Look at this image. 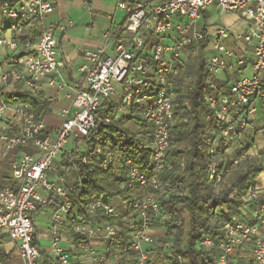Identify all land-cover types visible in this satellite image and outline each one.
<instances>
[{"label":"built area","instance_id":"1","mask_svg":"<svg viewBox=\"0 0 264 264\" xmlns=\"http://www.w3.org/2000/svg\"><path fill=\"white\" fill-rule=\"evenodd\" d=\"M210 6L244 18L246 28L234 41L238 52L223 44L230 37L229 29L202 26L203 12ZM54 8V0H0V162L11 157L8 182L0 185V240L6 237L13 243L22 264H72L76 251L87 256L89 264H116L126 254L133 256V264H154L151 249L157 237L148 217L167 223L170 215L160 207L159 198L188 194L182 184L166 187L161 180L162 173L175 167L167 155L172 146L169 129L175 126L173 82L178 69L205 45L203 54L214 52L203 59L211 78L226 69L251 70L225 90L203 97L215 130L206 137L209 163L202 179L210 188H217L228 171L224 164L232 145L264 109V0H116L122 21L116 24L110 17L102 32V47L83 53L79 88L64 77L58 46L71 25L47 20ZM35 24L40 32L30 40L28 31ZM18 93L47 102L59 126L49 128L36 120L32 104L3 100L4 95ZM105 101L114 107L105 124L135 116L150 128L152 167L144 174L128 159L119 190H137L138 197L124 202L92 197L86 209L89 220L84 222L73 214L56 171L70 154L83 165L109 169L113 157L107 146L112 135L91 136L94 113ZM60 102L66 106L58 107ZM184 107L189 110L187 102ZM259 131L264 140V115ZM246 157L243 153L232 158V167ZM179 168L184 169V161ZM229 197H237L239 208L224 204L215 209L220 220L200 234L194 245V251L203 255L199 264H264V193L249 186ZM52 201L58 204L51 210L48 224L52 260L44 261L33 243V216ZM103 216L120 218L124 237L120 228L101 223ZM66 228L78 237L69 248L63 246ZM94 243L102 247L96 249ZM176 249L174 240L165 238L163 252L168 255ZM173 259L184 264L179 254L174 253Z\"/></svg>","mask_w":264,"mask_h":264},{"label":"trees","instance_id":"2","mask_svg":"<svg viewBox=\"0 0 264 264\" xmlns=\"http://www.w3.org/2000/svg\"><path fill=\"white\" fill-rule=\"evenodd\" d=\"M204 47L205 45H201L198 51L190 54L187 65L179 67L178 75L173 82V89L177 96L174 105L175 126L169 129L172 146L167 156L174 162L175 167L171 172L162 173L161 180L166 187L172 186L175 182L182 184L188 194L182 197L159 198L160 207L170 215L167 223L161 224L152 215L148 217L150 228L163 229L166 232L162 237L156 238V244L151 249L154 264H178L173 259L174 253L181 256L184 264H199L203 255L194 251V245L200 234L208 231L220 220L215 209L224 204L239 208L237 197L231 199L229 196L235 191L238 194L245 192L249 186H254L255 179L264 173L262 153L253 157L247 153V157L238 166L232 167L230 160L239 157L245 151H239L236 156H233L231 147L224 164V170H228L224 173V180L225 177L229 178L228 185L223 189L220 185L217 191L216 188L207 186L202 179V172L209 163L206 156V137L215 130L211 111L205 105L203 97L218 90L205 71L202 57ZM3 100L32 104L36 108L38 121L46 115L49 106L22 93L4 95ZM185 102L188 103L189 110L184 107ZM113 110L114 107L105 101L94 113L95 129L91 132V136L108 133L112 135L107 146V151L113 157L109 169L102 171L83 165L77 161L75 155L70 154L63 157L56 171L61 185L69 195L73 214L84 222L89 220L86 209L92 197L119 198L123 202L138 197L137 190H119L120 184L125 180V164L128 159H131L142 173L149 174L151 171L150 128L135 116L122 118L114 124H105L104 119L111 117ZM181 161H184L183 170L179 168ZM45 208L55 210L58 204L52 201L42 209ZM100 222L120 228L121 236L124 237V223L120 218L103 216ZM127 234L126 229V236ZM168 237L174 240L178 249L167 255L163 252V242ZM75 240L77 241L78 237L75 236ZM33 243L44 261L52 260L41 250L37 232ZM5 259L8 257L1 255L0 264H3ZM116 264H133V256L123 255Z\"/></svg>","mask_w":264,"mask_h":264},{"label":"crops","instance_id":"3","mask_svg":"<svg viewBox=\"0 0 264 264\" xmlns=\"http://www.w3.org/2000/svg\"><path fill=\"white\" fill-rule=\"evenodd\" d=\"M116 0H54V11L47 17V20L59 21L69 23L71 27L58 41L59 50L62 54V60L65 64L64 77L75 88L81 87L83 77L79 74L78 69L82 64V55L85 51L95 50L103 45L102 32L110 22L112 17L113 22L116 23L115 17L119 13L115 8ZM212 13L223 14L225 17L221 19V22L213 21ZM205 15V16H204ZM204 17H206L204 20ZM118 24V23H116ZM203 27H225L230 31V37L223 42L224 46L228 49H233L236 35L243 32L246 28L244 18L239 14H224L220 12L214 6L208 7L203 12L202 18ZM31 30L28 31L30 40H34L40 32L39 25L30 26ZM33 33V35H31ZM209 57L214 55L213 51H210ZM203 55V53H202ZM205 56L203 59H208ZM251 74L250 68L245 69H226L221 72L217 77H213L214 86L217 89L225 90L230 82L238 78L239 76H249ZM20 94V93H18ZM25 94V93H22ZM39 103H47L45 101H37ZM48 104V103H47ZM58 107L66 106L65 103H58ZM49 107V106H48ZM46 110V115L41 121H43L49 128H56L59 126L60 121L55 114H52L49 110ZM35 108V107H34ZM36 111V108H35ZM264 109L261 108L259 116L254 125L246 131L242 137L233 144L231 152L236 150L245 151L252 155H258L264 153V140L261 137L259 127L260 120L263 118ZM235 150V151H234ZM0 162V178L7 179L8 173V161ZM8 180H1L0 185H4ZM254 186L264 193V173L260 174L254 182ZM51 209H42L38 214L33 216V224L37 232V240L41 250L49 258L50 250V236L48 233L49 216ZM152 234L155 237H162L164 235L163 229H152ZM75 237L72 236L68 229L64 230L63 246L65 248L71 247L74 243ZM93 247L100 249L102 245L100 243H94ZM6 255L8 259H5L3 264L14 261L16 252L14 250L13 243L6 237H2L0 240V256ZM72 264H89L88 257L82 255L79 251L73 252ZM22 264V263H21Z\"/></svg>","mask_w":264,"mask_h":264},{"label":"rangeland","instance_id":"4","mask_svg":"<svg viewBox=\"0 0 264 264\" xmlns=\"http://www.w3.org/2000/svg\"><path fill=\"white\" fill-rule=\"evenodd\" d=\"M231 15H233V14H231ZM223 17H225V15H223V14H215V13H212V18H213V21H216V22H221V19L223 18ZM122 18H123V14L121 13V12H119L117 15H116V17H115V21H116V23H120L121 21H122ZM211 54H213V53H211L210 51L209 52H207V53H205V54H203L202 55V57L203 58H205V56H207V57H209ZM235 151V150H234ZM237 153H238V150H236L235 152H233V156H236L237 155ZM262 155L264 156V153H262ZM249 156L250 157H253V156H255V155H250L249 154ZM1 180L3 179V180H8V178L7 179H5L4 178V176H3V178H0ZM228 182H229V178L227 177H225V180H224V183L222 184V186H221V189H223L225 186H227L228 185ZM220 189V190H221ZM216 190L218 191V188H216ZM219 190V191H220ZM22 262H21V260L19 259V258H15L14 259V261H11L10 263H7V264H21Z\"/></svg>","mask_w":264,"mask_h":264}]
</instances>
